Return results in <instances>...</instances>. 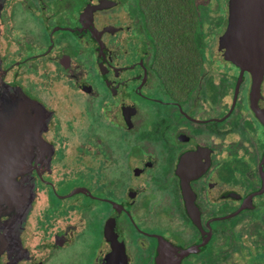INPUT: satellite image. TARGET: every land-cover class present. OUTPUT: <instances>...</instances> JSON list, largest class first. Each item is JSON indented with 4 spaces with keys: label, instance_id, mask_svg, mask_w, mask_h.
Returning a JSON list of instances; mask_svg holds the SVG:
<instances>
[{
    "label": "flooded vegetation",
    "instance_id": "af4514ba",
    "mask_svg": "<svg viewBox=\"0 0 264 264\" xmlns=\"http://www.w3.org/2000/svg\"><path fill=\"white\" fill-rule=\"evenodd\" d=\"M235 33L264 0H0V264H264V68L231 56L264 46Z\"/></svg>",
    "mask_w": 264,
    "mask_h": 264
},
{
    "label": "water",
    "instance_id": "95a60500",
    "mask_svg": "<svg viewBox=\"0 0 264 264\" xmlns=\"http://www.w3.org/2000/svg\"><path fill=\"white\" fill-rule=\"evenodd\" d=\"M243 20H240V22L238 21V19L235 20V27L238 25H243ZM232 27V24H231ZM229 31V29H228ZM228 31L225 33L223 40H222V44L227 46V41L229 39V35H230V31L228 33ZM242 34V33H241ZM245 36V35H244ZM243 34H237L235 33L233 40H234V46L235 47H240V48H245V47H249V46H264V39H260V38H255V37H244ZM231 56L234 57H240V58H249L252 56H256L259 58V62L261 63L262 67L264 68V52L261 53H257V54H253V53H249L246 52L244 50H235L234 53L231 52Z\"/></svg>",
    "mask_w": 264,
    "mask_h": 264
}]
</instances>
